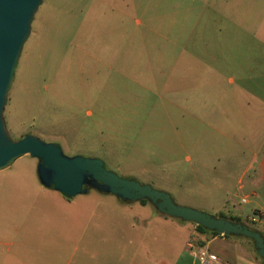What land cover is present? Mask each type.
Instances as JSON below:
<instances>
[{
    "label": "rangeland",
    "instance_id": "374dc122",
    "mask_svg": "<svg viewBox=\"0 0 264 264\" xmlns=\"http://www.w3.org/2000/svg\"><path fill=\"white\" fill-rule=\"evenodd\" d=\"M218 1L42 0L4 105L10 137L32 134L57 143L66 155L98 158L119 176L212 215L220 214L215 208L227 200L242 208L238 218L244 224L264 231V225L247 219L257 220L263 211V188L255 198L234 189V179L250 158L241 147L252 139H234V121L215 118L209 113L213 105L199 122L183 106L171 104L180 92L170 87L175 96H166L158 73L182 60L175 52L182 54L183 21L192 25L201 4ZM220 131L229 137H217ZM36 165L35 158L24 155L0 171V248L26 245L19 260L69 261L78 241L75 228L83 226L79 213L93 212L97 223L112 209L129 223L151 209L160 221L168 219L169 230L160 223L159 235L164 237L165 229L170 233L172 226L176 243L187 235L177 226L192 222L159 214L148 202L142 208L139 201H128L126 209L114 195L92 188L66 198L40 184ZM227 239L246 258L261 263L250 240ZM162 253L159 243V258ZM7 261V253L0 251V264Z\"/></svg>",
    "mask_w": 264,
    "mask_h": 264
},
{
    "label": "crops",
    "instance_id": "0c3cea01",
    "mask_svg": "<svg viewBox=\"0 0 264 264\" xmlns=\"http://www.w3.org/2000/svg\"><path fill=\"white\" fill-rule=\"evenodd\" d=\"M215 3L219 4H201L192 25L183 21L182 54L175 52V57L180 56L182 60L173 61L168 71L158 73L163 75L161 80L167 87L166 96H175L169 93L170 87L180 92L176 94L180 99H173L171 104L183 106L184 112L199 122L205 121L208 106L213 105L215 109L213 107L209 113L215 118L220 116L223 122L227 119L234 121V139H252L250 146L244 143L241 147L240 152L245 151L250 158L234 179V189L242 191L244 197L251 195L255 198L261 188L264 193V0H221ZM189 10L188 6V13ZM186 25L191 27L187 29ZM206 64L213 65V68ZM217 137L228 138L229 134L220 131ZM240 202L247 200L241 198ZM123 203L127 209L129 203ZM139 205L145 207V204ZM234 206L223 200L221 207L209 205L207 208L216 207L220 214L240 217L242 208ZM261 210L264 214V206ZM92 214L79 213L83 226L75 228L78 241L69 261L63 263L62 258L42 263L39 258L19 260L18 253L28 248L15 242L7 248H0L7 253L6 264H247L250 258L239 253L228 237L199 232L192 223L177 226L187 235L176 243L171 239L175 237V228L172 226L170 233L173 236L170 237L168 219H163V223L154 217L151 209L133 216L129 223L124 214L112 209L103 216L98 213V218L101 217L97 223H94ZM247 219L264 225V216L255 220L248 215ZM160 223L168 229L162 232L164 237L159 235L162 231L159 230ZM260 233L264 237V231ZM159 243L163 252L161 258ZM57 251L59 249L55 248V253ZM201 253H204L202 258ZM208 254L215 258L209 259ZM249 261L250 264H264V261L257 263L252 258Z\"/></svg>",
    "mask_w": 264,
    "mask_h": 264
},
{
    "label": "water",
    "instance_id": "95a60500",
    "mask_svg": "<svg viewBox=\"0 0 264 264\" xmlns=\"http://www.w3.org/2000/svg\"><path fill=\"white\" fill-rule=\"evenodd\" d=\"M42 0H0V171L18 158L29 155L37 160L36 176L41 185L65 197L84 194L92 188L124 201L147 200L160 214L193 222L220 234L248 238L255 253L264 259V237L241 222L217 217L206 211L179 205L163 190L122 177L105 168L94 157L66 155L55 142L32 134L12 139L3 118L4 105L18 59L29 33L34 14Z\"/></svg>",
    "mask_w": 264,
    "mask_h": 264
},
{
    "label": "trees",
    "instance_id": "16d2710c",
    "mask_svg": "<svg viewBox=\"0 0 264 264\" xmlns=\"http://www.w3.org/2000/svg\"><path fill=\"white\" fill-rule=\"evenodd\" d=\"M65 197V196H64ZM66 198H70V197H66ZM119 199V198H118ZM119 200H121V199H119ZM121 201H123V202H128V201H124V200H121ZM139 202L141 203V204H145V203H147L148 201L147 200H144V199H142V200H139ZM149 203V202H148ZM156 210V209H155ZM156 212L157 213H159L157 210H156ZM160 214V213H159ZM164 216H168V215H165V214H163ZM215 216H217V217H223V218H226V219H229V220H231V221H234V222H241V223H243L241 220H240V218H238L237 216H223V215H221V214H218V215H215ZM180 221H182L181 219H179ZM192 224H194V226H195V229L197 230V231H199V232H208V233H211L212 235H218V234H220V233H218V232H216V231H212V230H208V229H206V228H204V227H202V226H200V225H198V224H195V223H193L192 222ZM249 228H251V229H254V228H252V227H250V226H248ZM222 236H224V237H231V236H234V237H242V236H235V235H226V234H221ZM245 238V237H244ZM246 239H248V238H246ZM248 240H250V239H248ZM251 241V240H250ZM252 242V241H251ZM254 253H255V251H254ZM255 256H256V258H258V259H260L261 261H264V259H261L256 253H255Z\"/></svg>",
    "mask_w": 264,
    "mask_h": 264
},
{
    "label": "built area",
    "instance_id": "2783aa9c",
    "mask_svg": "<svg viewBox=\"0 0 264 264\" xmlns=\"http://www.w3.org/2000/svg\"><path fill=\"white\" fill-rule=\"evenodd\" d=\"M260 216H264V214H263L262 212H259V213H258V218H259ZM203 254H204V253H201V255H200L201 258H202V256H203ZM207 257H208L209 259H214V258H215V256L212 255V254H208Z\"/></svg>",
    "mask_w": 264,
    "mask_h": 264
}]
</instances>
